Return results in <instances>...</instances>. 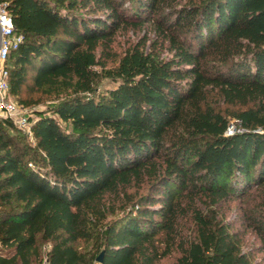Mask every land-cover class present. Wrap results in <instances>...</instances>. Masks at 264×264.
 <instances>
[{
	"label": "trees",
	"instance_id": "16d2710c",
	"mask_svg": "<svg viewBox=\"0 0 264 264\" xmlns=\"http://www.w3.org/2000/svg\"><path fill=\"white\" fill-rule=\"evenodd\" d=\"M0 3L10 95L48 101L34 144L0 118V264H264V0Z\"/></svg>",
	"mask_w": 264,
	"mask_h": 264
},
{
	"label": "built area",
	"instance_id": "2783aa9c",
	"mask_svg": "<svg viewBox=\"0 0 264 264\" xmlns=\"http://www.w3.org/2000/svg\"><path fill=\"white\" fill-rule=\"evenodd\" d=\"M23 40V34L15 30L13 19L6 10V5L0 3V118L11 121L18 129L32 137L33 112L19 104L9 92L8 56L12 50L18 48ZM41 264L50 263L44 258Z\"/></svg>",
	"mask_w": 264,
	"mask_h": 264
},
{
	"label": "rangeland",
	"instance_id": "374dc122",
	"mask_svg": "<svg viewBox=\"0 0 264 264\" xmlns=\"http://www.w3.org/2000/svg\"><path fill=\"white\" fill-rule=\"evenodd\" d=\"M143 35V31H140L138 34H134L133 32H130V33H127L125 35H119L117 37V40L114 44V48L116 50V53L119 55L120 53H122V51L124 50L125 47L128 46V44L133 41V40H136L139 36H142ZM151 41L155 40L156 36L152 33H150L149 35ZM167 46V45H166ZM159 54L160 56L162 57H168L171 55V52L168 51V49L166 47L164 48H161L159 50ZM110 62L108 63V66H110ZM96 69H99L96 68ZM113 86V83L105 78H100L97 82V90L98 91H104L105 89L109 88V87H112ZM47 103L48 101H44V102H41V103H38L36 105H33V106H30L28 107L29 110H31L34 114L35 110H41V109H46V106H47ZM36 118V115L34 114L32 119H35ZM236 120H232L231 123H230V127L227 131V133H233L235 131V127H236ZM231 130V131H229ZM18 131H20L22 134H25L27 137H28V141L31 143V144H34V139L29 136L28 134L24 133V131L18 129ZM242 214V211H241V208H240V204L236 201L234 202L231 207L226 211V218L229 220V221H232L233 224L235 225V228H240V229H243L245 227H243V225H241V220H240V216ZM245 250L248 251V250H251L252 248L254 249L257 244H258V240L257 238L255 237V235L251 232V231H247L245 232ZM179 255L178 252H175L171 257H168L166 259H164L163 261H161L160 264H175V260H176V257ZM262 256V254H257V259H260Z\"/></svg>",
	"mask_w": 264,
	"mask_h": 264
},
{
	"label": "water",
	"instance_id": "95a60500",
	"mask_svg": "<svg viewBox=\"0 0 264 264\" xmlns=\"http://www.w3.org/2000/svg\"><path fill=\"white\" fill-rule=\"evenodd\" d=\"M98 261L101 262L103 260V252L98 256Z\"/></svg>",
	"mask_w": 264,
	"mask_h": 264
}]
</instances>
